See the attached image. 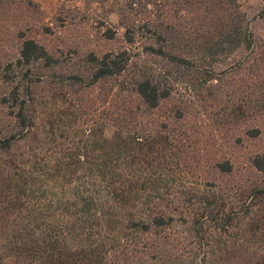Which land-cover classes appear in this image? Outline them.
I'll return each instance as SVG.
<instances>
[{"label": "trees", "instance_id": "trees-1", "mask_svg": "<svg viewBox=\"0 0 264 264\" xmlns=\"http://www.w3.org/2000/svg\"><path fill=\"white\" fill-rule=\"evenodd\" d=\"M239 1L127 0L118 13L123 37L119 38L112 25L104 36L111 47L118 42L119 48L89 53L86 61L91 72L86 76L74 70L56 76V83L72 89L103 88L108 93V110L102 122L98 118L84 124L90 125L89 132H84L91 134L89 140L77 149L71 162L61 165L62 177L70 179L62 186L64 209L76 212L74 220L63 217L57 232L45 234L42 242L51 250L49 264H98L107 257V243L112 247L110 255L117 259L124 251L126 257L143 258L140 264H148V256L153 264H173L174 256L183 257L179 244L165 241L131 246L128 233L145 235L173 226L175 218L164 209L175 205L167 198L174 191L182 197L176 201L175 211H183L185 206L187 210V203L196 211L193 236L197 239L187 248L192 263L200 259L201 264L205 258L206 225L217 230L231 225L234 219L226 214L224 198L200 188L191 194L184 192L186 181L175 177L206 169V181L218 188L221 176L237 179L238 167L230 154L246 161L244 170L249 177L251 170L264 175V152H239L259 139L264 129V38L254 36ZM25 3L33 6L30 1ZM4 5L0 2L3 12ZM259 16L264 20V11ZM18 38L20 45L11 56L0 53V85L13 87L1 104L9 105L16 121L15 133L0 144L6 149L35 126L34 88L41 80L32 65L43 62L54 69L64 61L23 30ZM242 48L246 50L242 61L230 70L215 71V65ZM213 113L215 126L225 129L227 148L219 143L223 138L209 134L202 120ZM104 122L114 129L109 139L96 131ZM197 144L204 148H196ZM82 170L87 172L88 182L79 177L73 186ZM233 189L240 190V182ZM251 196L263 198L264 188L242 194L240 211L245 215L251 209ZM159 201L167 206L163 208ZM181 219L185 222L183 216ZM95 237L96 244L90 241ZM69 240L79 247L69 248ZM87 240L86 247L82 246Z\"/></svg>", "mask_w": 264, "mask_h": 264}, {"label": "rangeland", "instance_id": "rangeland-1", "mask_svg": "<svg viewBox=\"0 0 264 264\" xmlns=\"http://www.w3.org/2000/svg\"><path fill=\"white\" fill-rule=\"evenodd\" d=\"M26 1H30L33 6H26ZM0 2L6 7L4 12L0 7L1 54L7 53L11 56L14 53L20 45L18 32L23 30L28 37L49 46L54 55H59L64 60H60V66L54 69L46 68L43 62L32 65L33 73L41 80L34 88L35 126L22 137L12 141L11 149L0 147V264H49L48 256L51 250H46L42 242L45 234L48 231L57 232L63 217L74 220L76 212V209L71 208L70 211L64 209L62 186L66 181L70 182V179L65 181V177H62L61 165L63 162H71L74 154L78 152L77 149L82 148L89 140L91 134L84 132H89L90 125L84 124H90L91 120L98 118L102 122L108 110L106 103L108 93L103 88L87 89L81 86L72 89L68 84L56 83L55 79L61 71L68 74L74 70L75 73L86 76L91 72L90 64L86 61L89 53L94 51L101 54L108 49L119 48L118 42L113 43L111 47L104 36L107 28L112 25L113 29L118 31L119 38L123 37L124 30L118 24V13L127 0H0ZM239 3L250 21L254 36L257 39L264 38V20L259 16L264 11V0H240ZM245 56L246 50L242 48L228 61L215 65L214 69L218 73L230 70ZM235 76L240 78V75ZM62 85L65 86L64 89ZM228 86L230 87V82ZM12 88L8 83L0 85V144H5L6 139H9L16 130V121L10 115L9 105L1 104L2 97L5 94L9 95ZM215 117L213 113L209 118L206 116L202 120L206 121L209 134L223 138L225 129L215 126ZM96 131L99 136L103 133L106 139L111 138L114 133V129L106 122ZM221 142H224V148L228 147V139L223 138L219 143ZM195 146L198 149L204 148L203 144ZM249 146L239 152L241 154L249 152L251 155L264 152V129L263 135L252 141ZM230 156L234 158L233 161L238 167L237 179L221 176L220 187L216 186L218 188H215L214 183L206 181L209 173L206 169H200L197 173L186 172L175 177L179 182L186 181L183 191L189 194L197 188L206 192L208 190L216 192L225 200L226 214L234 219L225 229L217 230L211 224H208L207 228L206 225L207 250L201 264H264V197L255 200L251 196L249 212L245 215L240 211L244 203L241 201L242 194L253 191L255 187L264 188V175L251 170L249 177L244 170L246 161L238 158L237 154ZM86 173L84 170L79 171L73 179V186L79 177L87 183ZM239 182L241 189L234 190L233 187ZM202 185L207 187L203 188ZM167 198L175 202L174 206L169 205L168 210L164 209L167 216L175 218L174 225L154 229L145 235L129 232L131 242L128 245L165 241L170 245L179 244L183 257L181 254L178 259L174 256L173 264H200V259L197 263H192L187 251L197 239L193 236V218L196 211H193L188 203L187 210L186 206L183 207V211L174 210L178 206L176 201L182 198L178 191L170 193ZM157 203L163 204V208L167 206V202ZM182 216L185 222L181 221L184 220L181 219ZM90 241L96 244L98 239L95 237V240ZM87 244L88 240L82 246L86 247ZM67 246L79 247L76 241L70 240ZM107 246L110 253L107 252V257H103L98 264L143 262V258L137 255L130 254L126 257L124 251H121V258L117 259V255L114 257L110 255L112 247L108 243ZM147 262L153 264L151 256H148Z\"/></svg>", "mask_w": 264, "mask_h": 264}]
</instances>
